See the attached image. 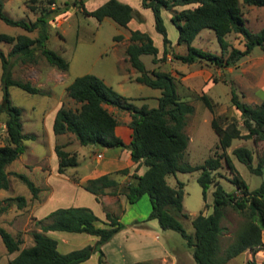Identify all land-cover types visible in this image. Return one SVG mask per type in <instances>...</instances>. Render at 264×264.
<instances>
[{"label": "trees", "instance_id": "1", "mask_svg": "<svg viewBox=\"0 0 264 264\" xmlns=\"http://www.w3.org/2000/svg\"><path fill=\"white\" fill-rule=\"evenodd\" d=\"M88 0H74L73 5L86 16L102 22L106 18L113 20L121 27L127 28L134 18L135 12L130 5L119 0H108L94 11H88L85 3ZM245 6L264 8V0H242ZM197 5L178 11L176 8ZM142 6L151 9L155 18V29L163 37L164 57L169 52L171 41L168 38L167 27L162 16V10H168L171 21L178 29L179 45H186L187 54L173 53L172 58L184 64H194L205 60L218 68L236 66L242 59L249 56L256 47L264 48V28L253 34L246 27L240 0H142ZM59 14V12H58ZM0 19L11 26L21 27L29 32L39 27L42 18L28 24L24 20H13L3 12V2L0 0ZM204 29H211L217 36L221 54L215 55L193 46V42ZM231 34H237L244 41V49L234 47L227 40ZM47 38L40 35L33 39L27 35L17 38L0 33V45L13 44L9 56L20 55L26 62H34L33 46L38 45L46 61L62 72L69 70V63L56 52L45 46ZM131 67L140 75L136 82L161 91L159 104L151 108L148 105L136 106L129 98L115 91L102 79L95 75H84L76 78L68 87V96L79 105L76 109L62 106L54 120L55 135L73 134L81 146H101L103 148H118L125 146L124 141L116 133L118 120L106 106H113L127 111L131 116L130 128L132 141L129 149L132 161L138 164L131 180L121 186L118 176H127L130 169H122L115 173L106 174L89 180L85 189L101 201L105 195H125L130 204L137 203L143 196L148 195L152 210L147 220H158L163 230H175L187 241L193 249L196 264H228L247 250L253 254L264 252L262 233L264 231V181L253 191L238 173L231 157L223 152L218 157H210L202 165L192 166L183 162L189 147L190 138L186 133L188 116L194 114L195 108L181 100L174 77L163 71L153 70L149 73L142 61L143 55L154 57L157 62L158 48L152 37L141 31H131L130 45L126 50ZM2 60L4 85V100L0 104V115L6 114L8 142L0 146V190L10 188V174L7 166L20 158L25 152L24 141L34 140V135L23 132L22 111L12 105L9 96L10 87H18L29 94H41V89L30 82L15 80L10 71L8 57L0 50ZM231 102L241 112L244 127L248 134L243 135L236 121L227 127L221 126L216 119L212 120V128L219 138V145L226 150L236 139H253L255 143L264 142V99L258 106L241 102L238 94L232 90ZM201 100L207 108L213 110L211 98L202 95ZM55 152L59 161L58 171L66 173L70 168L79 165L76 154L65 150L64 145H56ZM237 160L244 164L252 174L264 175V154L258 157V164L253 165V152L246 147H238L233 151ZM222 159L233 173L231 182L236 191L227 192L215 181L214 172L219 170ZM146 167L143 175H138L140 167ZM201 171L197 181L203 189L204 199L207 190L214 184L213 213L205 216L201 212L193 219L194 234L190 235L184 229L179 218H188L183 211L184 183L179 182L178 188L171 187L167 177L177 172L192 173ZM24 183L33 198H37L41 189L23 173H13ZM110 190V191H108ZM237 193L241 195L236 196ZM13 202L23 208L27 200L24 196L10 197L0 201V216L8 210ZM231 206L243 214L247 222L238 231L236 239L222 252L220 237L223 233L221 222L225 208ZM207 207V205H206ZM49 223L38 222L40 231L33 233L34 244L21 249L22 239L6 230L0 221V238L9 254L18 253L9 264H81L95 253H99L98 264H109L105 261L102 247L125 228L119 216L107 214L108 227H98L100 220L94 211L88 207L58 208L47 217ZM68 232L88 234L99 238L95 245H88L78 250L63 254L58 249L57 240L49 237L48 232ZM132 264H153L142 261ZM247 264H258L249 261Z\"/></svg>", "mask_w": 264, "mask_h": 264}, {"label": "rangeland", "instance_id": "2", "mask_svg": "<svg viewBox=\"0 0 264 264\" xmlns=\"http://www.w3.org/2000/svg\"><path fill=\"white\" fill-rule=\"evenodd\" d=\"M1 1L3 2V12L13 20H24L28 24L36 22L38 18H42L43 21L39 23L37 29L29 32L21 27L8 25L0 19V33L15 38L20 35H27L33 39L38 38L40 35L46 36V48L56 52L69 63V70L67 72H62L46 61L38 45L33 46L34 62H26L20 55L9 56L13 44L3 43L0 45V50L8 57L13 79L23 82H28L26 80L30 79L31 81H29L31 84L32 82L41 84L46 82L48 75L49 78L52 77L54 81L58 82H61L65 78L63 83L57 86H54V84L52 87L44 86L43 89H41L42 93L37 95L29 94L18 87L9 88V96L12 105L18 107L22 111L23 132L38 137L36 141H24L26 152L23 158L25 161L29 162L30 168H24L25 164L23 160H18L8 166L7 171H9L10 174V188L0 191V199L4 198V196H7V198L24 196L27 200L23 208H19L18 203L13 202L8 210L0 216L2 226L14 236H19L22 239L23 243L20 247L24 249L33 244V233L40 229V225L38 224L40 220L30 215L31 208L35 204V198H33L28 187L16 178L13 173L19 172L26 174L36 186H40L44 183L42 173L38 170H34L40 166L36 164L41 162L43 156H48L46 161H48L51 166L53 163L49 157L51 154V147L43 119L48 116L54 106L57 105L59 99L60 102L62 101V106L66 108L76 109L79 107V105L68 96L67 87L80 76L95 75L102 79L108 86H111L115 91L124 96L131 97L129 99L138 107H140L144 101L149 102L148 106L157 107V105H154L157 99L154 93H159V91L137 83L136 79L134 80V76L140 75V73L131 68L127 53L125 54L127 59L125 61L120 60L121 52L123 53V51H126L127 47H125L126 50L120 47L119 51H115L113 45H115L116 41H123V36L116 35H118L119 32L127 33V31L119 27L113 21L105 22L100 26L95 18L84 15L80 9L76 8L73 5L74 0ZM240 2L246 20V27L253 34L260 32L264 28V16L260 14L264 11V8H249L243 5L242 0H240ZM253 9L256 10L253 11ZM59 15L65 18V21L62 24L60 23V26H57L55 20ZM176 32H178V29L171 28L169 30L170 37L175 38ZM158 36L162 39L159 33ZM156 38L155 33V39ZM195 40L193 42L194 47L215 55L221 54L220 45L213 30H202L201 37ZM227 40L232 46L244 49V41L237 34H231L227 37ZM156 42L158 43V41ZM175 51L179 53L178 55H186L187 47L186 45H180L176 47ZM263 55L264 50L261 47H256L250 56L242 59L236 66L227 68H218L205 60L197 61L192 65L184 64L176 59H173L172 62H168L167 57L159 60L162 63L161 69L174 77L177 92L181 100L190 103L195 108L194 114L188 116L187 120L186 133L190 138V143L183 162L189 163L192 166L202 165L206 159L218 157L225 152L231 157L238 173L246 181L251 191L261 186L264 181V175L257 176L252 174L244 164L237 160L233 151L238 147L250 149L254 155L253 165L256 167L258 164V157L264 154V142L255 143L253 139H236L233 141L231 147L224 150L219 145V138L213 130L211 123L213 119H216L221 126L227 127L232 121H236L242 134H248L243 124L241 112L237 110L231 102V93L234 89L241 102L252 106L260 105L261 100L263 101L264 94L257 90L255 84V69L257 64L250 68L245 61L260 59ZM141 58L145 64L146 70L152 73V71L149 70L154 67V57L151 55H143ZM35 69L43 71V75L41 76L40 73H35ZM190 71H192L193 74L197 72L198 75L196 77L193 76L189 81L185 80V74ZM259 71H261V67H259ZM57 73L60 77L56 76ZM2 76L3 67L0 58V104L4 100L5 94ZM121 82L122 84H120ZM120 87H123L124 91L123 88ZM202 95H208L211 98L213 104L212 111L207 108L201 100ZM117 111V118L119 121H127L128 117H130L127 111ZM6 119V114L0 115V146H4L8 142ZM59 144H68L71 149L70 153L77 155L76 152L81 149L84 151L85 156L90 157L89 155H92V151L89 147L78 146L74 136L63 138V141H60ZM77 158H79L81 165L74 170H77L82 176L86 171L83 165L84 157L83 155H78ZM221 161V168L213 174L215 181L219 182L225 191L229 193L234 192L236 191V186L231 182L234 175L228 169L225 160L222 159ZM42 166L47 169L46 165ZM70 169V171H74L73 168ZM76 174L72 175L71 179L76 178ZM200 174L201 171L192 173L177 172L167 177L168 184L173 188H178L179 182L184 183L183 211L188 215V218L180 217L179 220L190 235L194 234L193 219L201 212H203L205 216H208L213 213L214 209L213 192L215 191V185L212 184L209 187L205 200L203 189L197 181ZM240 195V193L236 194L237 197ZM109 196L113 195L109 194ZM40 202H43V200H40ZM54 204L56 203H48L45 206V210H50L54 206H57ZM62 204L63 205H60V207L68 206L67 204L69 203ZM117 210L124 224H132L134 220H138L140 222L145 221V223L147 222L151 226L148 234L149 238L142 243L146 247V250H137L133 248V242L130 245L128 255L129 258H131L129 259L131 262H136L134 258H137L131 255L141 254L146 256V254H149V256H157L165 249L170 253L168 256L145 261H151L153 264H196L193 258V249L188 246L187 241L179 232L170 229L163 230L158 220H146L152 210L148 195L144 196L136 204L129 206L127 212L124 210L121 211L122 207L119 205ZM42 222H47V219H42ZM246 222V217L233 207L228 206L225 208V215L221 222L223 233L220 237V249L222 252L234 242L238 231ZM60 235L78 236V234L57 232L54 238L60 239ZM156 235H158V238H156L157 242H153ZM82 242L84 241L81 239L77 242L75 241L73 245L75 247H72L70 250L80 249ZM59 251L62 253L64 251L63 247H60ZM16 254L17 253L13 255L9 254L0 238V264H9L10 260H12ZM109 254L108 260L112 262L110 264H124L121 257L115 253L114 248ZM129 260L127 261L130 262ZM137 261L142 262L138 258ZM249 261L264 264V253L258 252L257 254H253L247 250L238 257L230 260L228 264H247Z\"/></svg>", "mask_w": 264, "mask_h": 264}, {"label": "crops", "instance_id": "3", "mask_svg": "<svg viewBox=\"0 0 264 264\" xmlns=\"http://www.w3.org/2000/svg\"><path fill=\"white\" fill-rule=\"evenodd\" d=\"M107 1L108 0H88L85 3V7L88 11H94L98 7L105 4ZM119 2H121L123 4L130 5L134 10L135 15H134V18L129 23L127 28L121 27L117 24L119 27L126 29L127 33L119 32V34L116 35V36H119V35L123 36V41L121 40V41L115 42V45H113L115 51H119L120 47H123L125 49V47H128L130 45L131 31L138 30V31H141L144 33H148L152 37L155 46L159 50V53L156 57L157 62L154 64V67L149 71L156 70V71H163L164 72V70L161 69L162 63L159 60H161L164 57L165 47H164V43H163V37L161 36L162 39L159 38L158 32L155 29V18H154V14H153L152 10L144 8L142 6V0H119ZM90 5H92V6H90ZM196 6L197 5H191V6H185V7H178L176 9L178 11H181V10L187 9V8H195ZM248 7L249 8H255L254 6H248ZM255 10L256 9H253V11H255ZM260 14L262 16H264V11H262ZM162 16H163V19L165 21V25L167 27L168 38L171 41V46L169 47V52L167 53L166 57L168 59L167 60L168 62H172L173 61L172 54L173 53L179 54L178 52L175 51L176 47L180 46L178 44L179 32H176L177 34H176L175 38H171L169 30L171 28H176L171 21L172 14L168 10L163 9L162 10ZM55 21L57 23V26H60V23L61 24L64 23L65 18H62L59 15V16H57ZM110 21H113V20L106 18L102 22H99V21H97V22L100 24V26H102L105 22H110ZM155 33H156V37H157L156 39H155ZM201 33H202V31L199 33L197 38L201 37ZM156 41H158V43ZM262 49L264 50V48H262ZM125 54H126V51H123V53L121 52L120 60L125 61L127 59V56ZM245 63H247V65H249L250 68H252L254 65L257 64L256 65L257 67L255 69V75H256V83L255 84H256L257 90L263 92V94H264V55L260 59H251L247 62L245 61ZM259 67H261V71H259ZM36 72L40 73L41 76L43 75V71H38L35 69V73ZM134 74H135V71H134ZM197 75H198L197 72L195 74H193V72L190 71V72L185 74L184 78H185V80L189 81L190 79L193 78V76L196 77ZM56 76L60 77V75L58 73L56 74ZM138 76L139 75L134 76V80ZM64 79L61 82H58V81H54V79L52 77L49 78V75H48V77L46 78V82L41 83V84H37L36 82H32V84H33V86H35L39 89H43L44 86L52 87L53 84H54V86H57L60 83H63ZM29 80H26V81L30 82L31 80L30 81ZM125 81H123V82H125ZM120 84H122V82ZM120 88H123V87H120ZM123 91H124V88H123ZM158 91H159V93H154L156 95L155 97L157 98L155 100L154 105H157V106L159 104L158 99L161 96V91L160 90H158ZM51 94H52V92H51ZM125 97H127V96H125ZM127 98H131V97H127ZM261 102H262V100H261ZM148 103L149 102L144 101V102H142L141 106L149 105ZM61 107H62V101L60 102V99H59L57 102V105L54 106V108L51 110L49 115L44 117V119H43L44 127L47 131V134L49 137V142H50V147H51L50 148L51 154L49 155V157L53 163L51 166L50 163L48 161H46V158L48 156L47 157L43 156L41 158L42 159L41 162L39 164L38 163L36 164V165H40V166L38 167L39 169L36 168L34 170H38L42 173V176L44 178V183L41 184L40 186H38V187H40L41 191H40L38 197L35 198V204L31 208L30 215L31 216L33 215V217H36L37 220H42V219H47L49 214L58 208L88 207V208L92 209L94 211V213L100 219L96 223V226L108 227L106 225L107 214H111L113 216H119V211L117 210L118 205L122 207L121 211L124 210L125 212H127L128 207L131 205H134V204H130L125 195H119V196L105 195V196H103L101 201H98L96 199L95 195L88 192L84 186L91 179H95V178H98V177L106 175V174L115 173L119 170L126 169V168L130 169V174L127 176H118L117 180L122 185L124 183L125 184L128 183L131 180V176H132V174L135 173V169L138 166V164H136L132 161L131 151L129 149L130 143L132 141V129L130 128L131 116L128 117L127 121H125V120L119 121V119L117 118V112H118L117 110H119V109L116 107H113V106H106V108L111 113H113L118 120V126L116 128V133L119 137L122 138L125 146L118 147V148H111V149L103 148L101 146H87L92 151V155H89L90 157L85 156L84 151L79 149V151L76 153H77V156L83 155V157H84L83 158V162H84L83 165L85 166V170H86L84 172V174L81 176L77 170H74V169H77L78 166L81 165L79 162V158H78L79 165L77 167L73 168V170H74L73 172L70 171L71 169H68L66 171V173L60 174L58 171L59 161H58V157H57L56 152H55V147H56V145H60L59 142L63 141V138H67V136H74L73 134L55 135V133L53 131L55 116ZM149 107L154 108V106H149ZM124 124H125V126H124ZM29 135H31V134H29ZM37 139H38V137L35 136V139L31 140V141H36ZM75 140L78 143V146H81L79 144L78 140L76 139V137H75ZM63 145L65 146L66 151L71 152V149H70L68 144H63ZM25 152L16 161L23 160V163L25 164L24 168L28 169V168H30L29 167L30 164L28 161H25L23 158ZM32 152L34 153L33 150H32ZM99 155L101 157H99ZM16 161H14V162H16ZM13 163H11L10 165H12ZM10 165H8V166H10ZM42 165H46L47 169L43 168ZM8 166H7V168H8ZM146 170H147V168L142 166L139 168L138 172H136V173L138 175H143L146 172ZM7 172L9 173V171H7ZM16 173H19V172H16ZM74 174H76V178L71 179V176ZM51 177H52V179H51ZM0 191H2V190H0ZM108 191H110V190H108ZM5 199H7V196H4V198L0 199V201H3ZM40 200L41 201L43 200V202H40ZM51 202L56 203L54 205H57V206H54L50 210H45V206ZM29 203H30V201H29ZM62 203H69V204H67L68 206L60 207V205H63ZM120 221H121V217H120ZM45 223H49V220H47V222H45ZM124 225H125V228L122 231H120L119 233H117L110 242H108L107 244H105L102 247L103 252L105 254V261L107 263H109V264L112 263L111 261L108 260V255H110L109 252L112 251L113 248L115 250V253H117L121 257L124 264L137 263L138 262L137 258L140 261L155 260L157 258H162V257L168 256L170 254L165 249H163L157 256H149V254H146V256H143L141 254H134L131 256L137 257V258H134L135 259L134 261H136V262H131V260H129L131 258H129V255H128L129 250H130V245L133 242V248H135L137 250H146V247L142 243H144L149 238L148 234H149V231L151 229V226L149 225V223H147V222L145 223V221L140 222L138 220H134L132 222V224H124ZM37 231H40V229ZM56 233L57 232H55V231H51V232H48L47 235L49 237L55 239L54 236ZM62 233H68V232H62ZM69 234H77V233H69ZM60 237H61L60 239L56 238L55 240H57V242H58V249H60V247H63V249H64V251L62 252L63 254H66L68 252L73 251L70 249L72 247H75V246H73L75 241L77 242L80 239L82 241H84L81 243L82 246L80 247V249L83 247H86L88 245H95L97 243V241L99 240L98 237L88 235V234H78V236L60 235ZM156 238H158V235H156L154 237L153 242H157ZM262 239L264 242V231L262 233ZM135 242H136V245H135ZM33 244H34V241H33ZM260 253H264V252L260 251ZM143 254H145V253H143ZM17 255H18V253L13 258H15ZM99 256H100V254L97 252V253L93 254L90 259H88L87 261H85L81 264H98ZM125 259H126V261H125ZM127 260H129L130 262H128Z\"/></svg>", "mask_w": 264, "mask_h": 264}, {"label": "built area", "instance_id": "4", "mask_svg": "<svg viewBox=\"0 0 264 264\" xmlns=\"http://www.w3.org/2000/svg\"><path fill=\"white\" fill-rule=\"evenodd\" d=\"M99 157H101V156L99 155Z\"/></svg>", "mask_w": 264, "mask_h": 264}]
</instances>
